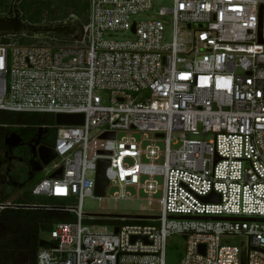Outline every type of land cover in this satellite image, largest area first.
I'll return each instance as SVG.
<instances>
[{
  "label": "built area",
  "instance_id": "obj_1",
  "mask_svg": "<svg viewBox=\"0 0 264 264\" xmlns=\"http://www.w3.org/2000/svg\"><path fill=\"white\" fill-rule=\"evenodd\" d=\"M78 24L72 43L0 45V112L83 116L46 127L57 157L31 195L64 202L56 209L75 222L53 228L36 264H165L174 236L185 242L177 264H241L242 253L264 264V0H172L157 11L154 0H88ZM100 161L116 200L160 192V216L85 224L101 218L82 205L101 199ZM213 194L219 203L203 201Z\"/></svg>",
  "mask_w": 264,
  "mask_h": 264
},
{
  "label": "trees",
  "instance_id": "obj_2",
  "mask_svg": "<svg viewBox=\"0 0 264 264\" xmlns=\"http://www.w3.org/2000/svg\"><path fill=\"white\" fill-rule=\"evenodd\" d=\"M8 4L9 0H0V13L8 11ZM87 8L88 0H21L18 5L22 21L32 25H40L43 22H64L70 17H75L80 25H83L87 20ZM12 38H17L20 42H33L24 37H10L1 38L0 45L8 43ZM34 41V43L50 42L49 40ZM53 122L54 116L50 114L0 112V137L10 130L32 136L39 130L45 129L52 137V141H42L41 144L52 148L56 134L54 130L46 127H52ZM33 186L14 200L13 204L17 207L0 211V264H36L41 234H50L59 223L75 222L74 215L56 209L65 206L64 202L32 196ZM11 194L0 199V204L7 202ZM92 222L111 226L141 223L128 219L121 220L118 217H101ZM84 223L91 222L85 220Z\"/></svg>",
  "mask_w": 264,
  "mask_h": 264
},
{
  "label": "water",
  "instance_id": "obj_3",
  "mask_svg": "<svg viewBox=\"0 0 264 264\" xmlns=\"http://www.w3.org/2000/svg\"><path fill=\"white\" fill-rule=\"evenodd\" d=\"M21 0H12L10 8L6 13H0V39L7 37H24L28 39L40 40L48 39L59 43H72L79 41L81 34L78 20L75 17H70L64 22L49 23L45 22L40 25L28 24L21 19V13L18 9V4ZM54 123L57 126H71L81 125L83 123L82 115H62L54 116ZM102 138H113V135H104ZM39 172L47 167L52 161L56 159L55 152L48 147H37ZM109 165L108 161H100L97 169L95 181V195L103 198L105 190L108 187V181L105 178V169ZM62 170L49 176L50 179H60ZM206 203L220 202V197L217 195H210L203 199ZM17 207V206H15ZM21 207V206H20ZM93 217H120L124 219L143 220L146 217L142 216H107V215H91ZM200 220H217L218 218H198ZM114 233H118V228L114 229ZM48 243L41 240L39 247L43 248ZM203 249V247H202ZM241 264H244V254L241 256Z\"/></svg>",
  "mask_w": 264,
  "mask_h": 264
},
{
  "label": "rangeland",
  "instance_id": "obj_4",
  "mask_svg": "<svg viewBox=\"0 0 264 264\" xmlns=\"http://www.w3.org/2000/svg\"><path fill=\"white\" fill-rule=\"evenodd\" d=\"M154 6L155 11L159 10L160 8L164 7H171L172 6V0H154ZM152 15V14H150ZM33 42L23 41L20 42L17 38H12L9 42L10 44L14 43L16 46L21 45H30L31 43H34V39H28ZM16 40V41H14ZM42 40V39H40ZM39 40V41H40ZM52 44H60L59 42H51ZM55 123L53 122L52 125ZM51 125V124H50ZM125 134L120 133L117 136V139L120 140ZM132 138L137 143H142L143 149L148 147L150 145V142L147 140L150 139V135L145 138L141 134H133ZM91 143L95 142L93 139H90ZM156 146L163 150V144L162 142H158ZM143 162L145 160L143 159ZM162 162V159L157 161L158 164ZM51 170L49 167H45L43 171L40 174V177H38L37 180H34L30 183V187L36 184L38 180L44 179L50 174ZM156 181L159 185H161V179L156 178ZM39 182V181H38ZM117 191L116 187H109L105 191V196L101 199H95V198H89L85 197L83 199L82 205H83V213L86 215H107V216H142V217H159L161 213V193L157 192L156 194L149 197L148 195L144 193H140L138 197H134L127 200H116L114 198V193ZM132 195H135V192L132 189L128 190ZM24 191L21 193H18L14 199L16 200L18 196H21ZM50 202V201H48ZM53 203V202H51ZM59 204V202H58ZM86 224V223H85ZM88 225H98L99 223H87ZM41 240L49 241L50 235L48 233L41 234ZM223 243H225L228 246H236L238 248H243L247 245V240L242 237H230L228 239H224ZM185 251V242L179 238L178 236L171 237L168 240L166 254H165V264H177L182 255Z\"/></svg>",
  "mask_w": 264,
  "mask_h": 264
},
{
  "label": "flooded vegetation",
  "instance_id": "obj_5",
  "mask_svg": "<svg viewBox=\"0 0 264 264\" xmlns=\"http://www.w3.org/2000/svg\"><path fill=\"white\" fill-rule=\"evenodd\" d=\"M42 141H52L45 129L32 136L10 130L0 137V199L12 193L7 202L13 203V197L27 191L30 183L40 177L37 147L43 146Z\"/></svg>",
  "mask_w": 264,
  "mask_h": 264
}]
</instances>
